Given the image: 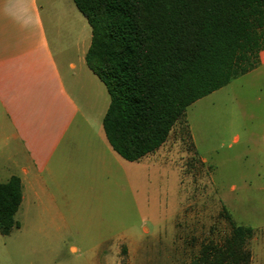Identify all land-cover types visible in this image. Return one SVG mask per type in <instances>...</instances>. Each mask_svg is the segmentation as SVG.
Wrapping results in <instances>:
<instances>
[{"label":"crops","instance_id":"0c3cea01","mask_svg":"<svg viewBox=\"0 0 264 264\" xmlns=\"http://www.w3.org/2000/svg\"><path fill=\"white\" fill-rule=\"evenodd\" d=\"M91 42L74 0H0V154L12 144L17 167L1 182L21 179L17 214L24 221L49 223L61 239H119V248L132 247L130 232L118 227L129 214L120 191L134 190L120 180L150 154L128 161L110 144L103 120L111 96L87 63ZM254 71L264 96V49L246 74ZM249 247L252 264H264V232Z\"/></svg>","mask_w":264,"mask_h":264},{"label":"rangeland","instance_id":"374dc122","mask_svg":"<svg viewBox=\"0 0 264 264\" xmlns=\"http://www.w3.org/2000/svg\"><path fill=\"white\" fill-rule=\"evenodd\" d=\"M257 73L190 105L189 128L176 125L161 148L122 173L121 185L134 191H120L129 214L118 231L128 230L136 246L119 248V239H61L49 223L16 214L19 227L0 232V264H188L203 242L230 231L223 208L262 235L264 96ZM11 151L12 144L0 154V181L17 172Z\"/></svg>","mask_w":264,"mask_h":264},{"label":"trees","instance_id":"16d2710c","mask_svg":"<svg viewBox=\"0 0 264 264\" xmlns=\"http://www.w3.org/2000/svg\"><path fill=\"white\" fill-rule=\"evenodd\" d=\"M92 28L89 67L111 102L103 120L113 149L140 161L186 123L187 109L260 64L264 0H74ZM22 181H0V232L19 227ZM230 231L202 243L188 264H252L254 229L223 208Z\"/></svg>","mask_w":264,"mask_h":264}]
</instances>
